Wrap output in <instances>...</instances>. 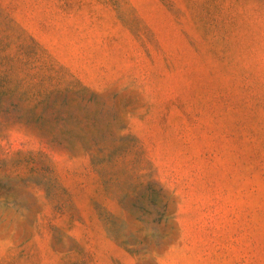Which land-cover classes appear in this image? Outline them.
I'll use <instances>...</instances> for the list:
<instances>
[{"label": "rangeland", "instance_id": "374dc122", "mask_svg": "<svg viewBox=\"0 0 264 264\" xmlns=\"http://www.w3.org/2000/svg\"><path fill=\"white\" fill-rule=\"evenodd\" d=\"M128 261L264 264V0H0V264Z\"/></svg>", "mask_w": 264, "mask_h": 264}, {"label": "crops", "instance_id": "0c3cea01", "mask_svg": "<svg viewBox=\"0 0 264 264\" xmlns=\"http://www.w3.org/2000/svg\"><path fill=\"white\" fill-rule=\"evenodd\" d=\"M99 223H104V222H103L101 219H99ZM99 240H104V241H111V242H113L111 238L105 237L104 235H99ZM128 264H133V263H130V262L128 261Z\"/></svg>", "mask_w": 264, "mask_h": 264}]
</instances>
